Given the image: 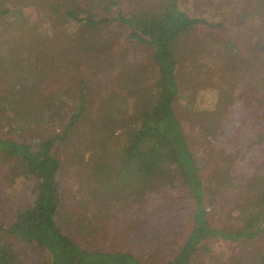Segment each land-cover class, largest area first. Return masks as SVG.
I'll return each instance as SVG.
<instances>
[{"label": "trees", "instance_id": "1", "mask_svg": "<svg viewBox=\"0 0 264 264\" xmlns=\"http://www.w3.org/2000/svg\"><path fill=\"white\" fill-rule=\"evenodd\" d=\"M16 1L0 0V116L8 109L16 110L15 128L8 131L18 126V134L33 136V140L19 141L0 132V240H4L0 242V264H25L12 243L15 237L46 251L43 261L30 264H209V257L202 252L211 241H253L264 234V190L244 192L248 194L242 198L249 208L242 227L220 228L210 220L214 203L204 189L202 176V170L208 168L217 179H224L222 185L230 186L234 182L227 177L228 163L235 173L242 163L254 160L257 176L250 178L252 186L261 189L264 184V0H239L237 6H231L228 18L223 13L225 19L212 23L224 35L217 39L224 47L221 65L231 69L233 81L241 74L250 75L255 84L253 93L246 86L242 93L232 94L230 102L244 98L248 104L246 97L253 94L261 106L255 132L244 133L241 141L221 151L215 158L219 159L216 167L207 166L212 164L211 152H205L212 149L211 138L207 133L208 137L199 134L208 129L207 120H201L191 139L176 111V103L187 101L184 92L188 93L185 80L183 84L179 81V43L199 24H210L207 19L191 15L180 6L181 0H145V5L132 10L124 7L123 0ZM24 1L32 3L20 7ZM210 1L198 0L199 8L204 10ZM29 12L31 19L26 17ZM11 14L16 16L9 19ZM115 23L128 27L133 38L152 46L158 75L144 92H127L129 105L146 93L130 111L133 119L117 171L133 180L136 192L109 196L122 210L128 211L127 205L136 206L150 218L149 208H155L159 198L172 204L178 197L181 199L173 201L175 207L182 205L180 211L192 222L191 231L172 255L147 261L130 250L82 247L59 224L61 183L57 175L61 164L54 149L56 142L85 116L89 104L94 103L93 96L99 100L107 94V87L133 84L128 80L116 82L127 70L126 65L115 70V33L111 29ZM238 25L243 27V37L228 36ZM131 71L136 73V69ZM121 103L115 105L110 124L120 119L125 109ZM31 117L38 123L30 125ZM60 128L63 134L57 131ZM33 129L40 132L36 139ZM17 175L32 185L25 189V198L10 202V211L3 204L2 193ZM122 186L126 188L127 183ZM230 264H264V254L253 262L236 256Z\"/></svg>", "mask_w": 264, "mask_h": 264}, {"label": "rangeland", "instance_id": "2", "mask_svg": "<svg viewBox=\"0 0 264 264\" xmlns=\"http://www.w3.org/2000/svg\"><path fill=\"white\" fill-rule=\"evenodd\" d=\"M144 1L123 0V3L124 7L128 5L126 9L132 10L145 5ZM16 2L19 3V0ZM237 2L239 0H211L206 8L201 10L198 0L180 1V6L191 15L203 17L210 22V24H199L194 32L185 35L179 43L178 55L181 61V66L178 68L179 81L182 83L185 80L184 88H187L188 93L184 92L187 101L178 100L176 103L177 115L184 120V126L188 129L191 139L201 120H207L208 129L199 131V134L211 138L212 149L205 151L211 152L212 164L207 165L208 167H216L219 161L215 159L216 156L229 144L233 145L241 141L244 133L253 134L256 130V117L261 116V106L259 108L258 98L256 99L253 94L246 97L248 104L244 98H238L234 103L230 102L231 95L235 92L242 93L246 86H250L253 93L255 84L250 75L245 77L241 74L237 81L231 79V69L225 67L224 63L221 65L220 61L224 60L222 54L224 47L223 42L217 39L219 36L224 38V35L221 34L220 28L212 25L225 19L223 13L228 18L231 6H237ZM31 3L24 1L20 7H28ZM18 5L16 4V9ZM31 14L29 12L26 17L31 19ZM15 16L16 14H11L9 19ZM111 29L115 33L114 58L117 66L115 70L119 71L124 65L127 70L122 74L123 78L119 76L116 82L128 80L133 84H118L110 86V89L107 87V94L99 100L93 96L94 103L89 104V111L85 116L65 138L56 142L54 149L61 164L57 175L61 183L59 224L64 225L76 241L88 249L130 250L146 261L158 256L168 257L173 254V250H176L181 241L186 239L192 229L191 220L180 211L182 205H178L181 208H177L176 203H173L181 198L176 197L171 201L172 204H167L165 198H159L160 203L158 201L155 208H149L150 218L147 212L136 206L127 205L128 211L122 210L109 196L114 192L117 194L126 191L136 192V184L133 180L125 179L126 175L117 174V171L121 166L123 148L128 142V125L133 119L130 111L132 112L137 104L146 98V93L129 105L127 92L129 93L131 89L144 92L145 86L153 84L158 75L150 44L133 38L131 29L118 23H115ZM243 35L244 30L241 25L228 34L235 38H241ZM225 50L229 54V49ZM244 55L239 57V60H243ZM226 56L231 57L233 63L237 62L234 57ZM131 69H136L137 74L132 73ZM222 77H225L224 81ZM100 87L102 86H98ZM24 94L27 96L26 91ZM119 103L125 109L121 115V110L118 109L117 116L120 115V119L116 117L117 120L110 124L114 119L115 105L118 107ZM18 115L13 109L2 113L0 132L19 141L33 140V136L18 134L20 132L18 126L16 130L8 131L15 128ZM28 123L32 125L38 122L31 117ZM203 128L204 126L201 127ZM32 131L36 139L40 132L37 129ZM57 131L63 134L62 128ZM228 170L230 174L227 177L234 182L230 186L224 185V179H217L216 174L209 172L208 168L203 169L204 189L214 203V210L210 216L212 223L220 228L227 226L239 228L243 226L242 221L246 219V211L249 208L242 197L256 190L263 191L264 184L261 189H254L252 186V180L257 176L254 160L247 165L242 163L235 173L228 163ZM225 180L229 182V179L225 178ZM123 182L127 183L126 188L122 186ZM249 182L251 183L248 184ZM28 185L32 183L27 178L17 175L15 181L5 188L2 193L5 202L2 200L3 204L8 206L7 210L12 211L10 202L20 201L27 196L25 189ZM137 215L141 216V220ZM11 240L19 259L25 264L41 262L47 256L46 251L36 244L16 237ZM263 252L264 234H261L253 241H211L202 255L205 258L209 257L207 260L209 264H230L234 262L236 256L240 260L253 262L261 254L263 255Z\"/></svg>", "mask_w": 264, "mask_h": 264}]
</instances>
